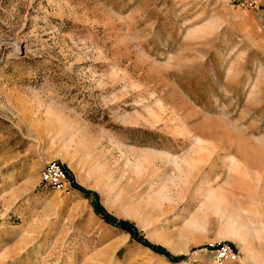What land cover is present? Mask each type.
<instances>
[{
    "label": "rangeland",
    "instance_id": "374dc122",
    "mask_svg": "<svg viewBox=\"0 0 264 264\" xmlns=\"http://www.w3.org/2000/svg\"><path fill=\"white\" fill-rule=\"evenodd\" d=\"M0 264H264V0H0Z\"/></svg>",
    "mask_w": 264,
    "mask_h": 264
},
{
    "label": "trees",
    "instance_id": "16d2710c",
    "mask_svg": "<svg viewBox=\"0 0 264 264\" xmlns=\"http://www.w3.org/2000/svg\"><path fill=\"white\" fill-rule=\"evenodd\" d=\"M83 191L84 194H86L87 196H93L94 197V208L95 211L100 214L101 216L104 217V219L106 220V222L112 224V225H118L120 228L126 230L128 233L131 234L132 238L134 240H136L137 242H139L140 244H142L145 247L150 248L151 250H153L154 252L158 253V254H162L167 256L168 258H170V255L162 248L160 247H156L151 245L147 240H145L140 233L138 232V230L130 223H117L105 212V210L103 209V207L97 202V195L92 194L90 192H87L85 190H81ZM172 261H179L178 258H170Z\"/></svg>",
    "mask_w": 264,
    "mask_h": 264
},
{
    "label": "built area",
    "instance_id": "2783aa9c",
    "mask_svg": "<svg viewBox=\"0 0 264 264\" xmlns=\"http://www.w3.org/2000/svg\"><path fill=\"white\" fill-rule=\"evenodd\" d=\"M41 176L43 181L58 187L63 186L66 180L65 172L63 171L62 167L57 163L47 165L43 169Z\"/></svg>",
    "mask_w": 264,
    "mask_h": 264
},
{
    "label": "crops",
    "instance_id": "0c3cea01",
    "mask_svg": "<svg viewBox=\"0 0 264 264\" xmlns=\"http://www.w3.org/2000/svg\"><path fill=\"white\" fill-rule=\"evenodd\" d=\"M185 161L186 160H184V163H185ZM259 161V160H258ZM237 168H238V165H237ZM242 167H240V169H241ZM256 169V163L255 164H253V163H251V166L249 167V168H246V170L250 173H252V171H254ZM250 175V174H249ZM258 224L259 225H261L262 224V222L261 221H258ZM260 231H262V230H260Z\"/></svg>",
    "mask_w": 264,
    "mask_h": 264
},
{
    "label": "bare ground",
    "instance_id": "6f19581e",
    "mask_svg": "<svg viewBox=\"0 0 264 264\" xmlns=\"http://www.w3.org/2000/svg\"><path fill=\"white\" fill-rule=\"evenodd\" d=\"M202 148V147H201ZM233 160V162H235V164L237 163V161H236V159L233 157L232 159H231V161ZM238 164V163H237ZM234 165V164H233Z\"/></svg>",
    "mask_w": 264,
    "mask_h": 264
}]
</instances>
